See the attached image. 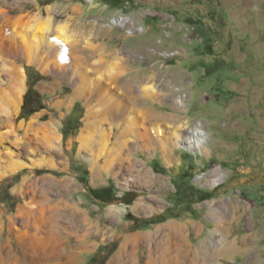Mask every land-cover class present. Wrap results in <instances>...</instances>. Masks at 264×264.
<instances>
[{
  "label": "rangeland",
  "instance_id": "obj_1",
  "mask_svg": "<svg viewBox=\"0 0 264 264\" xmlns=\"http://www.w3.org/2000/svg\"><path fill=\"white\" fill-rule=\"evenodd\" d=\"M47 6H52L54 22L68 21L80 35L93 36L94 45H78L64 66L49 62L44 45L35 60L23 44L15 50L0 45L4 227L22 202L14 187L24 176L47 190L67 179L76 188L70 191L73 198L107 229L104 237L89 238L88 249L74 264H107L123 234L146 233L171 221L181 223L193 243H203L199 264H264V0H0V10L9 18L0 17V35L11 29L10 19L20 15L19 30L27 15H45ZM122 17L127 22L117 24ZM39 55L48 61L46 70L39 67ZM116 55L123 57V72L116 80L120 96L147 109L153 121L200 124L207 134L205 150L169 144L168 161L156 144L147 152L131 142L134 171L114 174L99 166L100 179L94 180L89 152L80 148L77 136L88 109L104 104L110 82L95 85V80L103 78ZM20 71L23 89L15 109ZM147 82L160 91L158 99L145 100L140 94V85ZM28 90L27 108L37 110L22 117ZM126 114L114 119L123 121ZM32 117L35 125L53 127L60 135L59 148L39 142L36 151L21 149L25 124ZM8 150L23 168L7 171ZM41 158L56 164L37 165ZM143 166L153 177L151 184L123 183L132 175L137 179ZM217 175L221 179L215 184ZM89 189L110 193L95 197ZM140 197L148 207L132 208ZM111 207L118 211L113 220L107 214Z\"/></svg>",
  "mask_w": 264,
  "mask_h": 264
},
{
  "label": "bare ground",
  "instance_id": "obj_2",
  "mask_svg": "<svg viewBox=\"0 0 264 264\" xmlns=\"http://www.w3.org/2000/svg\"><path fill=\"white\" fill-rule=\"evenodd\" d=\"M52 12V6H47L45 15H27L19 30L16 29V19L20 15L10 19L11 29L0 35V45L15 50L23 44L28 51L27 55L34 60L38 55L39 45H44L50 55L49 62L55 61L62 66L67 63V55L77 51L78 45L93 47V36L80 35L66 20L54 22ZM0 17L9 20L2 10ZM125 22L127 18L122 17L117 24L124 25ZM39 56V67L46 70L48 61ZM122 63L123 57L114 56L107 65L103 78H96L95 85L108 81L110 87L107 88V93L104 91V104L88 109L84 125L77 136L80 148L89 152L95 181L100 179L99 166L114 174L121 173L124 169L134 171L136 161L130 157L131 142L147 152L156 144L165 153L168 161L172 155L169 144L201 151L205 150L206 146L207 134L200 124L190 127L188 121L177 125L167 121H153L147 109L135 108L131 104V97L128 101L121 97L122 91L116 80L123 72ZM18 73L21 76L17 79L15 109L23 89V74L21 71ZM139 90L145 100L158 99L160 95V91L152 82L143 83ZM175 103L178 107L181 106L182 99L178 98ZM115 114L126 116L123 121H117L114 119ZM34 120L32 117L25 124V141L21 142V149L28 146L30 150L36 151L39 142L59 148L61 137L55 134L53 127H39L35 125ZM21 126L22 122L19 124V127ZM114 129L117 130L115 134ZM15 141L20 144L18 138ZM6 154L9 159L7 171L14 172L24 167L10 150ZM101 158H105L103 165L98 163ZM35 163L51 167L56 164L48 158L37 159ZM138 172L139 176L135 180L133 175L130 176L132 178L124 175L126 178H123V183L128 185L132 180L136 183L151 184L153 177L144 166ZM220 179L221 175H217L212 180L216 184ZM70 181H54L58 187L51 183L49 187L55 193L54 196L51 195L50 189L47 190L43 185L38 186L37 181L29 176H24L14 187V192L20 194L22 202L18 204L15 214L8 216L6 227L0 215V264H74L79 254L88 249L89 238L104 237L107 233L105 225L99 223V220L92 221L82 203L73 198L70 191H76V188ZM147 207L142 197L132 206L141 209ZM117 213L115 207L107 211L110 220L115 219ZM212 233L210 230L204 241L206 247H209L208 240ZM203 247L202 242L195 244L190 240L181 223L171 221L146 233L123 234L116 254L107 264H199ZM212 248L214 249V245Z\"/></svg>",
  "mask_w": 264,
  "mask_h": 264
},
{
  "label": "trees",
  "instance_id": "obj_3",
  "mask_svg": "<svg viewBox=\"0 0 264 264\" xmlns=\"http://www.w3.org/2000/svg\"><path fill=\"white\" fill-rule=\"evenodd\" d=\"M29 96V90L26 91V93L24 94V101L21 107V115L22 117H28L31 113L35 112L37 110V108L31 107V108H27L28 106V102H27V97ZM89 191L91 192V194L95 197H97L96 195L98 193H105V192H109V189H89Z\"/></svg>",
  "mask_w": 264,
  "mask_h": 264
}]
</instances>
